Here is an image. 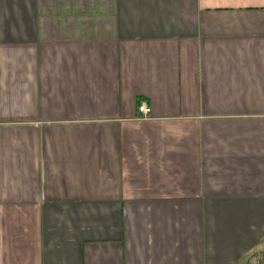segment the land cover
I'll use <instances>...</instances> for the list:
<instances>
[{"label":"crops","instance_id":"crops-1","mask_svg":"<svg viewBox=\"0 0 264 264\" xmlns=\"http://www.w3.org/2000/svg\"><path fill=\"white\" fill-rule=\"evenodd\" d=\"M0 264H264V0H0Z\"/></svg>","mask_w":264,"mask_h":264},{"label":"built area","instance_id":"built-area-1","mask_svg":"<svg viewBox=\"0 0 264 264\" xmlns=\"http://www.w3.org/2000/svg\"><path fill=\"white\" fill-rule=\"evenodd\" d=\"M137 110H138V112L141 113L144 117L149 116L150 113H151V109H150L148 106H146V104H144V103H140V104L138 105V107H137Z\"/></svg>","mask_w":264,"mask_h":264}]
</instances>
